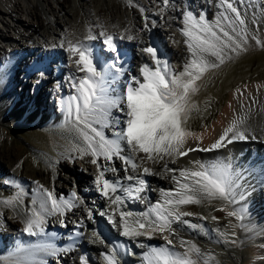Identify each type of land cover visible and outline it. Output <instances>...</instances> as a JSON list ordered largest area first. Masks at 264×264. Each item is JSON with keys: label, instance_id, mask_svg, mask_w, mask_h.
<instances>
[{"label": "bare ground", "instance_id": "obj_1", "mask_svg": "<svg viewBox=\"0 0 264 264\" xmlns=\"http://www.w3.org/2000/svg\"><path fill=\"white\" fill-rule=\"evenodd\" d=\"M22 1L26 3L25 9L21 5ZM156 2L162 10L159 15H155L153 10L147 5L150 3V6L153 7ZM234 6L240 10L241 16L245 20L244 26L237 25V33L241 31V27H245L248 39L246 50L230 53L229 55L232 58L245 53L248 49L264 46V1L236 0ZM99 7L100 9H98ZM139 8H141V11ZM189 11L197 18L200 15L205 16L209 22H215L221 14L228 15L229 17L232 15L230 10L228 13H225V8L221 6V0H170V5L167 7L164 6L162 0H146L145 5H141L137 0H123L121 2L118 0H89L87 2H81V0H0V23H2L3 28H6L8 32L5 33L0 27V41L4 42V45L8 44L12 46V44H16L15 48H17L15 50L12 47L0 46V66H8L6 70L3 68L0 70V99H5L4 101L8 102L5 105L6 108L4 105L2 107L0 103V140L3 143L2 135L4 132L1 124L3 122L19 120L32 124L34 127L38 126L46 131L50 135L53 146L45 149L49 154L56 156L54 160H50V165L47 166V173L45 171L42 173L40 171L31 173L27 168L29 158H23L30 150L18 149L14 153L10 150L2 151L3 149H0V162L5 160V162L9 163L8 167L5 165L2 168L0 167L1 173L3 172L11 181L20 186L19 194L6 197V192L3 193V196L8 198V202L5 204L7 209L0 206V264H14V261H20L22 264H58L52 258V254H49L47 248L43 246L34 248L27 243L28 241L23 242L25 237L30 236L24 232V228L26 221L31 217L32 210L35 208L37 211H40V207L34 202L30 204L32 206L30 211L27 207H23L20 195L23 196V193L27 192L25 186L30 184V180L28 179L40 182V184L36 185L31 184L30 187L39 189L41 193L39 194L43 199L41 186L44 189L46 184H49L52 186L51 191L57 199L63 198L74 205L71 208H66L62 213L44 214L42 227L44 228V232L46 231L48 234L60 233L55 234V239L61 242V245H59L60 249H53L52 251L53 254L57 251L55 256L61 260L62 264H80L78 259L79 248L80 246H87L82 238L83 234L80 229L84 223L91 221L85 215L84 210L71 201L70 193H66V190H64L58 181L59 179L67 181V177L61 171L71 172L75 175L79 192L87 197L88 202L91 204L102 206V204L108 203L110 198L105 197L100 190L98 191L93 188L89 192L87 190L83 191V181L87 184L91 183V181L88 180L89 177H87L85 172H78L77 169L70 167L68 160L76 167L79 164L83 167L85 166L90 173L94 172L96 176H99L101 171H103L105 179L113 184L118 183L120 185L124 184L123 180L127 176H133L135 179V175L143 173L144 167L150 168L154 174H147L149 182L142 193L148 194L152 207L158 202L163 201V192L176 188V180L173 177L179 178L180 170H195L200 165L211 167L213 165L223 166L228 164L231 165L233 178H237L238 171L236 172V168L238 166L241 168V171H246V169H251L250 167L255 165L254 162L258 163L256 159L259 156L263 155L264 157V154H262L264 153L262 151L264 150V79L232 91L227 104L220 114L214 117L211 113L201 130L197 131L194 125H189L185 121L186 130L190 133L185 147L210 148L234 121H238L241 118H243V123H239L237 127L239 131L244 132L247 137L246 139H232L233 133H229L228 139H232V142L227 143L225 141L224 147L212 149L211 151H193L182 157L165 156L163 160H147L144 153H138L135 156V160L139 168L135 171L119 157L107 160L103 156L97 158L93 157L90 153L79 150L85 147V142L75 129L73 122L74 114L69 112V103L70 97L78 94L77 88L74 85L78 84L85 73L78 70L75 63L76 57L68 51L67 41L71 40L74 43L83 41L86 45L100 42L103 43L102 45L105 49L107 46L105 37L101 36L100 33L106 31L109 35H113L114 43L128 49L124 58L119 62L123 64L121 75L110 79L108 82L109 95L111 93V96L115 98L126 91V86L130 83V75L138 76L142 65L149 62L151 58L141 50L149 45L154 47L152 43L156 38L160 40L158 47H155L157 48L159 59L166 61L176 72L183 70L184 65L192 59L186 43L188 38L182 32V29L185 27L183 13ZM13 12H17L18 15H14ZM63 14V21H61L60 16ZM141 14L145 16V21L148 24L146 31L143 30L141 25ZM23 15H26L27 18H23ZM6 16L10 17L13 22L19 23L20 27L17 28L18 25H12L10 21L6 20ZM159 22L168 27L166 32H163L162 29L159 30ZM223 23H226V21H223ZM10 30H14L15 32H13L17 33V35L15 36ZM89 34L96 38L90 41L84 40ZM129 35L133 36L134 39L128 40L127 36ZM121 36L124 39H120ZM166 36H170L173 41L178 43L176 49H173L171 45L165 42ZM257 40H260L261 43L258 44ZM27 41L32 43V50L29 49L30 47H27ZM31 51L33 53L30 59L31 64L26 65L27 62L26 58L23 57L24 55L17 56V54L23 52V54H30ZM106 51L105 49L104 54ZM100 52L102 50H98V53ZM93 54L96 57L95 51ZM130 54L133 56V59L129 61L127 56H130ZM112 56L113 54L111 53L110 57ZM211 58V61L219 63L215 57ZM49 59H51V62L55 61V65H49L46 62ZM10 61H13L12 67H9ZM18 64L21 67L26 66L28 71L29 69L32 71L30 72L32 75H30L25 70L26 75L30 77L28 83L26 82L27 87L29 88V82H32L33 86L35 85L34 87L31 85L32 87H30V89L34 88L35 90L33 94L30 93L31 96L28 95L25 99L23 93L21 95L20 92H23L24 89L22 88L26 87L25 85L24 87L22 86L26 78L24 75L15 78L14 74L18 69ZM105 64V62H102L103 67ZM219 64L218 67L220 66ZM39 66L41 68L38 69L40 71L37 73L34 70H37ZM51 66H55L54 72L46 79L49 73L47 74L45 71L51 68ZM209 69L197 81V86L203 83ZM38 74L42 75L39 76ZM34 76H36L35 79H33ZM11 82L21 83V85L17 84L13 86ZM194 93L191 95V101ZM37 94L52 97L54 100H51L49 107H46L43 102L36 101L37 98L35 97ZM198 104L196 102L195 106L198 107ZM110 112L109 120L111 123H109V126L107 125V128L96 123H94V126L103 131L107 138L114 139V134L120 131L122 126L116 124L115 121H123L126 117L124 112L116 108L111 109ZM211 117L212 121L208 120ZM63 131L67 133L64 134L62 133ZM72 139L76 142L75 144ZM125 145L126 142L122 141L121 155H132L130 148ZM251 153L253 154L251 155V159L244 165V161ZM230 157H232L233 161L236 159L237 162H231ZM237 157L241 158L238 159ZM41 159H43L42 156L36 158L37 165H39V160ZM93 159H96L97 163H92ZM165 165L167 169H175L176 171L166 170ZM112 168H115L116 171H111ZM259 168L264 171L263 164H260ZM49 173L57 177L53 183L48 175ZM234 182V202L212 199L204 200L200 204L181 206V211L193 214L182 219L188 220L190 224H203L205 233L200 234L189 225L176 222L172 225L173 231L155 232L150 237L141 236L147 239H144L145 244L141 242L137 246V254L142 259H145L148 264L150 261L155 264V259L151 260L147 256L148 247L152 250L167 249L171 253L182 254L187 251V245L183 244L182 241L190 242L189 238L195 237L208 240L207 243L211 242L213 244H211L212 248H215L216 251L217 248H226L227 245L233 244L236 246L237 252L229 250L230 257L234 262L233 264H264V225L261 227V223L257 224L260 220H255V217L251 215L259 216L258 218L262 219V223L264 222V216H262L264 215V188L257 189L255 195L250 197V211L245 203L246 199L243 193H238V181L234 180ZM251 186L252 184L250 183L248 187ZM112 195L113 193H110V196ZM254 201L257 203H253ZM139 203V201H135L136 206ZM16 204L19 206H15ZM149 209L145 210L144 214L148 213ZM8 210L12 211L13 221L7 215L9 213ZM242 210L245 212V215L243 219L239 220L238 213L242 212ZM230 211L236 212L237 216H229L228 212ZM70 215L77 217V219L80 218L81 224L77 228L79 231L76 233L77 238L74 240H69L68 237L71 236L61 233L66 229L70 230V235H73L71 233H75L73 229L69 228V223L66 220L69 219ZM94 217H97V215ZM213 217H216V219H213ZM126 218L130 224L134 223L133 217ZM151 218L152 215H149L148 219ZM211 222L220 229L221 234L219 233L218 235V233L213 232L207 224H211ZM255 224L260 226L254 227L253 225ZM111 230L114 235L121 234V229ZM146 230L151 231V229ZM37 233L33 236L37 238L38 242L47 240L43 238V234L39 233L38 230ZM96 238L98 245L96 248L99 251L94 255L88 254L87 263L89 262L90 264H100L98 255L107 252L105 243L98 237ZM169 240L172 241L171 244L168 243ZM244 245L250 249L251 256H247V254L244 256L240 251V247ZM208 246L210 245L207 244L205 248L201 249V253L204 254ZM94 250L92 248V251ZM203 254V262L207 261L208 264H211L210 255L203 257ZM126 256L127 261L134 260L128 254ZM213 256L211 253V257ZM214 257L219 261L216 256ZM46 258H48V261H46Z\"/></svg>", "mask_w": 264, "mask_h": 264}, {"label": "snow or ice", "instance_id": "obj_2", "mask_svg": "<svg viewBox=\"0 0 264 264\" xmlns=\"http://www.w3.org/2000/svg\"><path fill=\"white\" fill-rule=\"evenodd\" d=\"M165 7L168 0H162ZM236 0H221V6L225 8V13L232 14L231 17L221 14L215 22H209L205 16L198 18L192 12H184L183 19L185 27L183 34L188 38L186 43L192 55V59L186 63L182 71L176 72L166 61L158 57L157 48L146 46L141 51L151 59L142 65L138 76L130 77V83L126 86V91L117 97L109 95L108 82L121 75L123 69L119 67V53L117 45L114 43L113 35L106 31L100 33L105 37V43L115 54L111 63H106L103 68H98V61L90 46L83 41H67L68 51L76 57L75 63L78 70L84 72L78 84L77 95L70 97L69 112L74 114V125L77 132L85 142V147L79 149L82 152L90 153L93 157L103 156L107 160L119 157L131 166L133 171L139 168L135 160L138 153H144L147 160H163L168 157H182L193 151H211L225 146V141L231 143L232 139H246L244 132L239 131L237 125L243 123V118L234 121L225 130L224 134L211 145L210 148L185 147L190 133L186 130L185 121L188 113L194 107L191 104V95L198 90L197 81L209 68H216L218 64L209 59L215 57L219 63H223L226 58H231L230 53L246 50L248 34L245 27L237 33V25L244 26L245 20L241 16L240 10L234 6ZM226 21V23H223ZM147 28V24L145 25ZM96 37L89 34L84 40H93ZM120 39H124L123 36ZM128 40L134 37L127 36ZM258 44L260 40L256 41ZM135 85V86H133ZM74 104V106H73ZM116 108L125 113V120H116L115 123L122 125L120 131L116 132L114 139L106 137L105 133L94 126V123L109 124L110 110ZM233 133L232 139H228V134ZM126 142V147L130 148L132 155H121V142ZM92 163H97L96 159ZM176 171L175 169H167ZM115 172L116 169L112 168ZM144 174H154L148 167L143 168ZM174 190L163 192V201L158 202L144 214V221L136 220L129 223L126 217L131 213L121 211L119 213L122 223V235L126 237L151 236L155 232L173 231V223L179 222L189 225L192 228L202 227L190 224L188 220L182 219L193 215L190 212L180 210L182 205L200 204L204 200L222 199L235 201V182L231 165H213L206 167L200 165L198 169H183L179 172ZM126 179L132 180L133 176ZM138 186L123 188L120 184H113L104 178V172L96 177V184L105 197H109L113 204L123 203L120 195L110 196L116 193L118 188L130 197L140 198V193L146 188V181L143 178L135 177ZM44 199L39 207L32 210L31 217L26 221L24 232L29 235H36L44 232V214L62 213L66 208L74 205L67 200L57 199L52 191L43 189ZM74 199L76 193H72ZM11 203V201H9ZM101 216L106 213H100ZM152 215L151 219H148ZM229 216H237L236 212H228ZM89 220L93 219L91 210L88 212ZM243 219V217H239ZM107 219L116 224L113 215H107ZM216 219V217H213ZM146 229H151L148 231ZM234 242V241H233ZM172 243L171 240L168 241ZM187 251L182 254L169 252L167 249L154 250L155 264H199L198 260L192 258V254H201L200 248L191 242H184ZM109 264H117L114 255H107ZM82 264H87V259L80 257ZM14 264H22L14 261ZM149 264H153L152 261ZM206 264L208 262L206 261Z\"/></svg>", "mask_w": 264, "mask_h": 264}, {"label": "rangeland", "instance_id": "obj_3", "mask_svg": "<svg viewBox=\"0 0 264 264\" xmlns=\"http://www.w3.org/2000/svg\"><path fill=\"white\" fill-rule=\"evenodd\" d=\"M83 1L87 2L89 0H81V2H83ZM118 1L121 2L123 0H118ZM137 1H139V3L141 5H145V3H146V0H137ZM258 1L260 2V1H264V0H258ZM155 4L153 7L150 6V3H148L147 5H148V7H150L153 10L155 15H159L162 10L160 9L159 4H157V2ZM21 5L24 6V9L26 8V3H24L23 1H22ZM169 5H170V0H168L167 6H169ZM258 5H260V4H258ZM54 7H56V6H54ZM100 7L98 9H100ZM141 8H142V6H141ZM141 8H139L140 11H141ZM13 14L18 15L17 12H13ZM63 17H64V14L60 16L61 21H63ZM23 18H27V16L23 15ZM1 19H3V18H1ZM6 20L10 21L12 23V25H14V26L18 25L17 28L20 27L19 23L13 22L10 17H7ZM140 20H141V25H142L143 30L146 31L148 29V24L146 23L147 21H145L146 20L145 16H142V14H141ZM146 24H147V28H145ZM159 26H160L159 30L162 29L163 32H166L168 30L167 29L168 27L164 26L163 23H161V22H159ZM0 27L4 30L5 33H8L7 29L3 28L2 23H0ZM10 31L12 33L15 32L14 30H10ZM148 32H146V33H148ZM16 35H17V33L15 34V36ZM164 40H165V42H167V44L171 45L173 47V49H176L178 47V43L173 41V39L170 36H166ZM158 41L160 43V40H158ZM31 45H32V43L30 41H27V47H30L29 48L30 50L33 49V47ZM0 46L12 47V49H14L16 47V44H12V46L8 45V44L4 45V42L0 41ZM44 47H43V49H44ZM23 53H19V54H17V56L24 55L23 57L26 58V62H27V64H26V62H25V64L30 65L31 64L30 59H31V56L33 54L32 51L30 54H28V53L23 54ZM28 55H29V57H28ZM36 55H38V53H36ZM34 56H35V53H34ZM127 57L129 58V61L131 59H133V56L131 54H130V56H127ZM209 59L212 60L211 57H209ZM227 59H225V61L223 63H220V64L218 62H216L217 64L220 65L219 67L209 69V72L207 73L203 83H200L197 86L198 90L193 95L194 97L192 98V101H191L192 104L194 106L196 105V102H198L199 104H198V107L195 106L194 109H192V111L189 112L188 117L186 118L187 119L186 122L189 125H194L197 128V131L201 130L203 128L206 119L208 118V116L211 113H212V116H214V117H217L220 114V112L222 111L224 106L227 104L228 99H229L232 91H234L237 88L238 89L243 88L246 85H249V84H252L255 82H260L261 80L264 79V46L248 49L245 53L240 54L239 56H235L233 58L231 57L230 59L229 58H227ZM43 60H44V58H43ZM50 60L51 59H49V61H46V62H48L49 65L50 64L55 65V61L51 62ZM40 64H42V63H40ZM14 67H15V65H14ZM54 68H55V66H51V68H49L47 71H45L47 74L49 73L47 75L46 79L50 76L51 73L54 72ZM25 70H26V72H29L30 75H32L30 73V72H32V71H30V69L28 71L26 69V66L21 67L19 64H18V69L16 70V73H14L15 78L16 77L19 78L21 75H24L26 78L24 84L22 85L23 87H24V85L26 87L22 88V89H24L23 92H20L21 95L23 93L24 99L28 95L31 96V94H33V91H35L34 88L30 89V87L33 86L32 82H29V84H28L29 88L27 87V83L30 80V77H29V75H26ZM34 71L39 73L40 70L35 69ZM19 72H20V74H19ZM38 75L41 76L42 74H38ZM130 77H132V75H130ZM35 78H36V76L33 77V79H35ZM11 84L13 86H15L17 84L21 85V83H12V82H11ZM35 98H37L36 101L43 102V104H45L46 107H49L50 101L54 100V98L52 99V97L44 96L41 94H39V95L37 94V96ZM46 98H47V101H46ZM4 100L5 99H0V103L2 104V107H3V105L5 106L8 104V102H5ZM57 100H58V98H57ZM5 108H6V106H5ZM208 120L212 121V117L209 118ZM1 128L4 132V134L2 135L3 143L0 140V149L1 150L3 149L2 151L10 150V151L15 153V152H17L18 149H23L25 151L30 150L27 154L24 155L25 157L23 156V158H26V157L29 158V165L27 168L30 170L31 173L37 172V171H40L41 173L45 171L47 173V171H48L47 166L50 165V160H54V158L56 156L49 154L45 149V148L53 146L50 135L46 131H44L42 128H39L38 126L34 127L32 124L24 123V122H21L19 120H16L13 122H3L1 124ZM35 155L39 156V157L40 156L43 157V159L39 160V165H37V163L35 161L36 158H39V157H36ZM69 161L70 160H68L70 167H72L73 169L74 168L77 169L78 172H82V171L85 172L87 177H89L88 180L91 181V183H89V184H87V183H85V181H83V184H82L83 191L87 190V192H89L91 190V188L99 191V188L96 184V177H97L96 174L94 172L90 173L89 170H87L85 166L83 167L82 165L79 164V166L76 167L74 164L70 163L71 161L70 162ZM245 164L246 163L244 162V165ZM4 165L8 167L9 163L5 162V160H2L0 162V167L2 168ZM61 172L64 176L67 177V181L65 182L62 179H59L58 181L63 186L64 190H66L65 192L68 194L70 193L69 195H71V197H70L71 201L73 203L79 205L84 210L85 214H87V216H88L89 210L92 211L93 218L96 215L98 216L97 212L100 211V209H98V208L101 206L91 204L90 202H88L87 197L83 196L82 193L79 192V189L77 188L75 175L73 173L67 172V171H61ZM48 175L50 176L52 183L57 179V177L54 176L52 173H49ZM28 180H30L29 181L30 184H27L26 188L29 189L30 194L33 195L36 192L40 193L39 189H34V187H33V185L40 184V182L35 181V180H31V179H28ZM52 183H50V184H52ZM31 184H33L32 185L33 188L30 187ZM51 188H52V186L49 184H46V186L44 187V189H47L49 191H51ZM12 189H13V182L11 181V179L8 176L3 174V172L1 173V171H0V206H2L4 209H7L5 204L8 202V198L3 196V193L6 191H9V190H12ZM32 189H34L33 190L34 192L32 191ZM15 191L17 192V191H19V189L14 190V192ZM72 193H76V197H78L79 199L78 200L74 199L72 196ZM238 193L240 194L241 192L238 191ZM34 196L36 197V194ZM42 200L43 199H41V201ZM253 200H255V199H253ZM257 202L254 201V203H257ZM28 209L31 210L32 206L29 205ZM249 210L251 211V209H249ZM252 211H253V209H252ZM7 215L11 221L14 220L13 216H12L13 215L12 211H9V213ZM251 215L255 217L254 218L255 220L256 219L260 220V222H258L257 224L261 223L260 225H261V227H263L264 222L262 223V219H259L258 218L259 216L257 217L254 214H251ZM66 220L69 223V228L74 229V230L79 228V226L76 227L75 225H77L78 223L80 224V221H79L80 218L77 219V217H73L72 215H70L69 219H66ZM194 224L202 226V227L192 228L194 231H197L200 234L205 233V229H204L205 227L203 224H201V223H194ZM257 224H255L253 226L254 227L260 226ZM210 225H211V227H213L212 229L215 232L217 231L216 233H218V235H219V233L221 234L220 229L218 227H216L214 225V223L211 222ZM112 226H114V225L112 224ZM77 231H78V229H77ZM62 233H63V235L68 236V235H70V230L68 231L66 229ZM92 239L95 242L97 240L96 237H92ZM189 239H190V242L196 244L200 248V250L205 248V246H207V244L210 245L204 251V254L203 253H201L199 255L192 254V258L198 260L199 264H206V262H203L202 254H203V257H208L210 255L209 258H210L211 264H233L234 263L232 258L230 257L229 253L231 250H233L234 252H237L238 249L233 244L227 245L226 248H220L219 249L216 247L217 248V251H216L215 248H212L211 242L207 243L208 240L206 241V240L195 238V237H190ZM241 247H240V251L244 254V256L246 254H247V256H251V254H250L251 251L249 248H246L245 245L242 248ZM129 253L136 254L133 251H130ZM211 253L214 256H216L219 259V261L216 260V258L214 256L211 257ZM53 259L55 260V262H59V261L61 262V260L56 256H54ZM99 262H100V264H109L108 260H106L104 258L103 259L100 258Z\"/></svg>", "mask_w": 264, "mask_h": 264}, {"label": "water", "instance_id": "obj_4", "mask_svg": "<svg viewBox=\"0 0 264 264\" xmlns=\"http://www.w3.org/2000/svg\"><path fill=\"white\" fill-rule=\"evenodd\" d=\"M250 173V172H249ZM251 188H253V187H251Z\"/></svg>", "mask_w": 264, "mask_h": 264}]
</instances>
